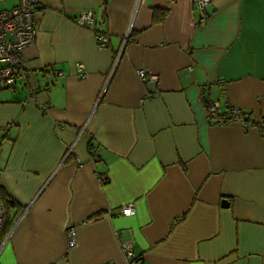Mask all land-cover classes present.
<instances>
[{
	"label": "crops",
	"instance_id": "0c3cea01",
	"mask_svg": "<svg viewBox=\"0 0 264 264\" xmlns=\"http://www.w3.org/2000/svg\"><path fill=\"white\" fill-rule=\"evenodd\" d=\"M104 3L38 0L26 78L0 88V264H126L123 241L142 264H264V0L202 22L192 0ZM216 101L251 124H211Z\"/></svg>",
	"mask_w": 264,
	"mask_h": 264
},
{
	"label": "built area",
	"instance_id": "2783aa9c",
	"mask_svg": "<svg viewBox=\"0 0 264 264\" xmlns=\"http://www.w3.org/2000/svg\"><path fill=\"white\" fill-rule=\"evenodd\" d=\"M4 0H0L2 2ZM198 10V22L208 18L207 5L211 0H192ZM38 0H17L16 4L8 9H0V88H8L15 84L18 79H25L24 48L35 43L37 30L34 26L35 5ZM76 23L82 27L93 29L95 41L99 49L110 47V35L101 29L94 28L97 20L91 10L81 11L76 18ZM137 75L140 79L151 82L155 76L147 73L144 69H138ZM220 103L213 102L209 106V112L215 115L220 112ZM235 113L240 116L242 111L235 109ZM243 126L251 124L250 120H235ZM232 121V122H235ZM259 126L264 129V123ZM94 151L93 148L90 149ZM71 148L68 149V152ZM123 215H133L135 209L133 203H127L121 207ZM4 220L3 205L0 201V232ZM67 238V248H72L76 243L75 229L71 226L65 228ZM121 249L126 256V264H142L139 260L133 259L132 246L129 241L121 243ZM51 264H56L53 262Z\"/></svg>",
	"mask_w": 264,
	"mask_h": 264
},
{
	"label": "trees",
	"instance_id": "16d2710c",
	"mask_svg": "<svg viewBox=\"0 0 264 264\" xmlns=\"http://www.w3.org/2000/svg\"><path fill=\"white\" fill-rule=\"evenodd\" d=\"M108 1L109 0H105L104 6H106ZM212 103L213 102L206 103L207 114H208L209 121L211 124H226V123H231L232 121H235V120H250L247 114H244L242 112L241 115L238 116L235 113V110L233 107H230V106H227L226 104H221V103H220L221 105L220 112L215 115H212L209 112V106ZM0 201L3 205V210H4V220H3V225H2L1 232H0V240H2V238L8 233L11 226L13 225L16 219V215L14 214L12 217L9 216L10 208L15 207V203L13 202V200L2 199V197H0Z\"/></svg>",
	"mask_w": 264,
	"mask_h": 264
},
{
	"label": "rangeland",
	"instance_id": "374dc122",
	"mask_svg": "<svg viewBox=\"0 0 264 264\" xmlns=\"http://www.w3.org/2000/svg\"><path fill=\"white\" fill-rule=\"evenodd\" d=\"M16 0H4L0 2V9H8L10 8Z\"/></svg>",
	"mask_w": 264,
	"mask_h": 264
},
{
	"label": "water",
	"instance_id": "95a60500",
	"mask_svg": "<svg viewBox=\"0 0 264 264\" xmlns=\"http://www.w3.org/2000/svg\"><path fill=\"white\" fill-rule=\"evenodd\" d=\"M222 205L223 206H227V201L226 200H222Z\"/></svg>",
	"mask_w": 264,
	"mask_h": 264
}]
</instances>
